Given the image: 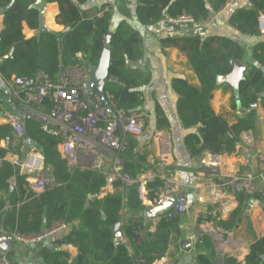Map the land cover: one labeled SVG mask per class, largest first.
<instances>
[{"label": "trees", "instance_id": "1", "mask_svg": "<svg viewBox=\"0 0 264 264\" xmlns=\"http://www.w3.org/2000/svg\"><path fill=\"white\" fill-rule=\"evenodd\" d=\"M11 0H0L5 7ZM88 0H48L59 5L57 22L65 26L63 32L47 30L27 37V30L36 32L39 27V12L32 5L36 0H16L4 13V28L0 39V98L6 95L4 81L20 76L28 81L41 71L55 81H60L61 69L65 74L80 67L89 70L99 63L106 44L111 47L110 81L105 87V100L114 114L122 110L126 115L139 110L144 104L141 86L150 82V73L130 69L129 61L142 57V37L127 23H122L112 34L111 12L103 8L83 9ZM251 7L235 9L229 25L248 36H261V16L264 15V0H249ZM136 15L142 25L159 23L164 14L171 19L191 17L195 23H203L210 14L218 13L227 0H137ZM101 12H104L100 15ZM164 46L176 47L183 52L192 65L200 86H194L185 78H174L172 87L179 95L177 111L185 128L198 127L200 135L191 133L185 142L193 155L202 156L207 150L216 153H233L244 132L255 128L257 112L243 111L260 98L264 106V40L252 47V59L245 79L239 84V99L242 108L238 111L236 98L233 109L237 110L236 121L217 114L212 105L218 78L229 75L234 61L246 59L247 49L239 41L223 35L173 36L162 39ZM81 53L82 57L78 54ZM99 96L95 91L92 96ZM11 109L17 113L26 128L27 139L44 156L55 180V186L36 193L30 190L25 175L17 176V189L8 191L9 180L16 173L15 167L4 159L6 150L0 147V228L8 234L24 235L41 233L57 221L68 225L60 244L68 243L78 247L79 253L68 262V253L60 250H46L44 257L49 264H150L154 257L163 255L168 248L173 231H178L177 219L161 214L157 231L152 240L136 244L141 222L129 219L122 222V211H144L148 204L157 205L165 188V181L155 178L147 183L148 204L140 198L138 184H127L117 178L112 182L114 192L103 194L108 179L100 169H70L59 151L60 135L44 128V123L34 114L11 102ZM52 103L46 99L45 109L50 111ZM158 129H168L170 123L157 107ZM11 126L0 123V138L11 133ZM136 143L129 140L123 150H118L122 175L135 179L143 170V158L135 150ZM119 224L120 233L127 239L116 243L118 235L113 227ZM152 244L154 252L147 256L146 247ZM140 252L142 257L140 259ZM264 236L252 246L245 258V264H262ZM140 260V261H139ZM199 264H214L205 255H199ZM234 264H238L235 263Z\"/></svg>", "mask_w": 264, "mask_h": 264}, {"label": "crops", "instance_id": "2", "mask_svg": "<svg viewBox=\"0 0 264 264\" xmlns=\"http://www.w3.org/2000/svg\"><path fill=\"white\" fill-rule=\"evenodd\" d=\"M137 5V0H88L82 8L85 10L104 7L105 11L111 12L110 30L113 33L122 23H127L141 35L142 57L137 61H129L128 67L148 72L151 76L150 82L140 87L145 100L143 106L133 111L144 116L146 128L144 133L137 136H126L122 130H118L117 134L127 142L126 146L129 140H133L136 143V152L145 158L143 170L138 176L152 174L154 176L152 180L155 178L164 180L161 173L165 171L175 180L176 190L184 189L188 195L186 210L174 217L177 219L178 231L172 232L167 251L161 256L152 258L150 264H199L197 260L199 255L207 256L214 264H234V262L245 264L251 246L264 236V166L257 158L259 153L264 152V106L259 101L255 128L250 130L254 136L253 144L247 145L241 136L233 153L222 154L221 174L213 176L208 167L201 165L199 155H193L187 149L185 142L187 135L191 133L200 135V132L198 127L185 128L182 125L177 111L179 95L172 87L173 79L178 77L187 79L197 87L200 86V81L187 56L176 47L164 46L162 39L193 35L228 36L246 47V59L240 62L248 71L250 65L254 64L251 49L264 40V28L261 29V36H248L229 25V19L235 9L251 7L249 0H236L231 6L218 13L212 12L210 15L214 19L209 25L205 21L203 23L189 20L176 21L164 14L159 23L145 26L139 22L136 15ZM59 13L58 3L47 2L45 23L48 30L53 32L66 30L64 25L57 22ZM103 13L101 12L100 15ZM3 28L4 14H0V31ZM35 33L27 30V37H32ZM78 56L82 57V54L79 53ZM235 93V87L231 82L218 80V88L214 91L212 99L215 112L228 118L231 123L236 121L237 110L232 107L233 98H236V104L238 100ZM158 105L170 123L168 129H158ZM241 108L238 107V111ZM157 131H168L172 136L173 148L171 156L167 159V167L161 166L157 152L154 138ZM104 154L111 162L110 167L104 168L108 172L106 175L108 183L103 188L102 196L116 190L112 182L120 178L116 173L122 168L116 147L108 148ZM101 171L104 173V170ZM245 171H250L255 176L250 191L237 192L232 187L216 186L220 177L228 178L243 174ZM135 179L129 180L134 183ZM0 196L6 198L7 193L2 192ZM145 210L138 213L129 209L122 211L123 223L129 219L141 222L142 226L136 237L137 245L153 239L161 219L162 213L147 216ZM46 229L44 228L42 232ZM66 230H60L52 237L36 242L24 243L12 238L6 251L0 248V253H6L8 258L19 264H49L44 252L63 250L68 253V262L71 263L77 257L79 250L73 244H60ZM121 236L122 233L116 235V238ZM1 237H4L2 228H0ZM146 249V255L150 256L155 248L150 244ZM141 257L142 252L140 259Z\"/></svg>", "mask_w": 264, "mask_h": 264}, {"label": "built area", "instance_id": "3", "mask_svg": "<svg viewBox=\"0 0 264 264\" xmlns=\"http://www.w3.org/2000/svg\"><path fill=\"white\" fill-rule=\"evenodd\" d=\"M236 0H227L223 9L231 6ZM214 17L210 15L206 24H210ZM176 21H193L191 17H181L173 19ZM264 22V15L261 16V25ZM1 39V31H0ZM89 71L80 67L67 71L60 81H55L48 75L39 71L34 75L33 80L28 81L24 77L12 76L4 81L6 95L0 98V123L11 126V133L4 138H0V147L7 152L4 157L16 169V173L9 180L8 191L13 192L17 189V176L25 175L30 190L41 193L53 186L55 180L49 170L41 151L35 147L26 135L24 123L10 107L11 102L19 104L20 108L34 114L44 123V128L56 135L61 136L59 150L62 157L67 161L70 169L87 168L81 165L80 154H87L91 157L101 155L108 148L116 147L123 150L127 142L118 134L122 130L126 136H137L144 133L146 121L141 113L133 112L126 115L124 111L118 110L112 115L108 108L102 104V97L99 95L93 97L87 86ZM261 96L264 97V94ZM48 99L52 103L50 111L45 109V101ZM260 98L257 102L250 105L243 112L259 107ZM157 143V152L160 157L162 167H167V159L172 154V136L168 131H157L154 135ZM242 138L247 145H252L254 136L252 132L246 131ZM259 163L264 166V152L257 156ZM1 160V159H0ZM201 165L208 167L213 176H218L220 166L223 162V155L207 150L200 156ZM104 161L99 159L95 169L104 170ZM118 177L131 183L126 176L120 172L116 173ZM165 180L163 189L157 205L163 204L169 200L172 195L176 197V203L173 207L165 211L168 218H174L186 210L188 204V195L184 189L176 190L175 180L167 175L165 171L161 173ZM152 174L138 176L134 183L138 184L140 198L147 202L148 191L147 183L153 179ZM255 176L250 171L243 174H237L228 178L220 177L216 182L219 188L222 186L232 187L237 192H248L251 190ZM264 183V181H263ZM68 225L63 221H57L51 228L41 233L34 234H8L2 230L4 237L10 236L24 243L36 242L45 238L52 237L60 230H66ZM116 243L126 242L124 236L116 238ZM0 264H19L8 258L6 253H0ZM144 264V263H143ZM264 264V255L262 256Z\"/></svg>", "mask_w": 264, "mask_h": 264}, {"label": "water", "instance_id": "4", "mask_svg": "<svg viewBox=\"0 0 264 264\" xmlns=\"http://www.w3.org/2000/svg\"><path fill=\"white\" fill-rule=\"evenodd\" d=\"M16 0H11L9 4H7L5 7H0V14H4L7 9L13 6ZM48 0H36V2L32 5L33 8L37 9L39 12V27L36 30V34L39 35L44 31H47L48 28L45 23V11H46V5ZM262 28H264V22L261 25ZM113 32L110 31L108 33V41L110 37L112 36ZM111 47L109 44H106L99 63L96 66H92L89 68V78L87 81V86L90 89L91 93H94L97 91L99 95L102 97L103 100H105V87L108 84L110 79V65H111ZM3 62V60H0V64ZM247 71L246 66L240 62V61H234L233 62V70L232 72L227 76L219 77L218 80H228L233 84L235 87V95L238 98L237 104L238 107L241 108V102L239 99V84L242 80L245 79V73ZM60 77L63 78V69H61ZM109 112L114 115V112L110 106H108ZM176 203V197L175 195H172L169 200L163 204L160 205H149L145 210V214L147 216H151L157 213H164L169 208L173 207ZM114 231L117 234H120V228L119 224L113 227ZM12 241V237H1L0 238V248L4 249L6 251V248L8 247V244Z\"/></svg>", "mask_w": 264, "mask_h": 264}, {"label": "rangeland", "instance_id": "5", "mask_svg": "<svg viewBox=\"0 0 264 264\" xmlns=\"http://www.w3.org/2000/svg\"><path fill=\"white\" fill-rule=\"evenodd\" d=\"M250 44V42H248ZM79 159L81 160V165L84 167H90V168H96L97 162L99 159H102L104 161V167H110V158L106 156V154L102 153L101 155H98L96 158L91 157L87 154H80Z\"/></svg>", "mask_w": 264, "mask_h": 264}]
</instances>
